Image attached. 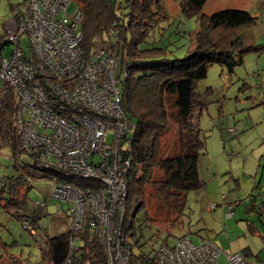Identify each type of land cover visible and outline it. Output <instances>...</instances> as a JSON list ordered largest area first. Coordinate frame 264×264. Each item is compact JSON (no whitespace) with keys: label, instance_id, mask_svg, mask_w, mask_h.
Here are the masks:
<instances>
[{"label":"built area","instance_id":"1","mask_svg":"<svg viewBox=\"0 0 264 264\" xmlns=\"http://www.w3.org/2000/svg\"><path fill=\"white\" fill-rule=\"evenodd\" d=\"M25 2L7 35L12 51L0 57V101H15L21 151L53 181L51 198L66 203L71 227L63 264L77 262L83 232L99 245L105 264H217L221 251L215 244L199 237L193 242L189 234H168L151 254L133 252L123 224L136 125L121 107L127 65L119 67L118 33L86 54L82 13L68 11L72 0ZM232 214L228 206L226 218ZM36 219L21 224L31 235ZM224 254L227 264H264L241 251Z\"/></svg>","mask_w":264,"mask_h":264},{"label":"rangeland","instance_id":"2","mask_svg":"<svg viewBox=\"0 0 264 264\" xmlns=\"http://www.w3.org/2000/svg\"><path fill=\"white\" fill-rule=\"evenodd\" d=\"M162 5V16L169 19L157 24L142 47H161L168 59H182L194 48L195 34L200 28L198 14L184 15L178 0H162ZM25 7V0H0V57L11 53L12 45L5 41L15 25L17 12ZM223 9L245 10L255 22L229 29L217 27L209 33L212 42L220 50H229L236 60L241 50L251 46L255 49L241 53L242 62L234 65L232 71L225 65H211L206 77L196 83L203 104L200 111L197 108L193 112L196 117L198 111L196 126L205 141V153L198 159L203 187L186 193L180 223L175 227L159 221L147 224L141 211L128 216L126 239L134 253H153L169 233L189 234L193 242L199 237L215 244L221 251L217 264H227L224 253L236 250L250 253L249 260L264 262V0H207L200 14L211 15ZM75 10L72 2L68 11ZM20 43L25 45V39ZM4 104L1 100L0 108ZM168 123L170 131L176 128L172 119ZM229 129L235 132L229 133ZM1 140L0 136V176H16L23 170L13 164L20 167V162L32 159L23 152L14 155L15 151ZM23 175L26 179L18 189V207H0L1 264L8 263L9 258L44 264L46 239L71 227L70 218L63 213L66 203L51 198L53 181L26 171ZM41 201L46 206H38ZM211 203L216 208L208 210ZM228 206L233 208L230 218H226ZM26 213H35V235L21 226L19 217ZM169 225L175 229L170 230ZM80 243L81 240L78 246ZM76 259L80 260L78 253Z\"/></svg>","mask_w":264,"mask_h":264},{"label":"trees","instance_id":"3","mask_svg":"<svg viewBox=\"0 0 264 264\" xmlns=\"http://www.w3.org/2000/svg\"><path fill=\"white\" fill-rule=\"evenodd\" d=\"M206 1L178 0L184 15L198 14L200 28L195 34L194 48L184 58L168 59L161 47H142L157 24L169 19L162 16V0H72L82 13L79 28L85 53L89 54L95 47L110 41L117 32L119 67L127 65V76L121 84V107L134 121L136 132L132 144L133 159L126 177L124 234L126 219L137 211H141L147 224L159 221L170 223L172 227L179 225L186 193L204 184L199 177L198 159L205 153V141L196 126L198 113L193 117V112L197 108L200 111L203 105L196 83L206 77L211 65H225L232 71L234 65L242 62L241 53L255 49L251 46L241 50L237 60L229 50H220L209 38L211 30L254 24L255 18L240 9L200 14ZM122 8H126L127 13H123ZM2 48L3 45L0 50ZM5 103L0 108L1 141L8 143L17 155L22 151L13 123L14 104L12 100ZM169 118L176 124L172 131ZM21 163L24 162H20V167L13 164V167L23 170L21 173L0 176V207L4 210L18 207L16 198L20 185L26 179L25 171L33 176H44L38 173L35 163ZM34 214L26 213L19 217V221L32 220ZM167 227L175 229L170 225ZM69 232L46 239L44 264H63ZM79 240L77 253L80 260L76 259L74 264H105L100 247L93 239L83 232ZM6 264L30 263L9 258Z\"/></svg>","mask_w":264,"mask_h":264},{"label":"crops","instance_id":"4","mask_svg":"<svg viewBox=\"0 0 264 264\" xmlns=\"http://www.w3.org/2000/svg\"><path fill=\"white\" fill-rule=\"evenodd\" d=\"M201 181L203 182V180H201ZM247 205L254 207V205L252 203H248ZM236 251L244 252L247 255L248 258H250V256H251L250 253H246L245 250H243V251L242 250H236ZM236 251H232V252H236Z\"/></svg>","mask_w":264,"mask_h":264}]
</instances>
